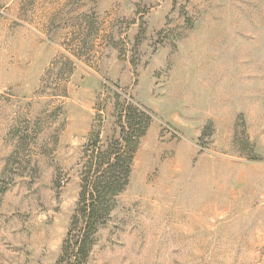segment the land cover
Wrapping results in <instances>:
<instances>
[{"label": "rangeland", "instance_id": "rangeland-1", "mask_svg": "<svg viewBox=\"0 0 264 264\" xmlns=\"http://www.w3.org/2000/svg\"><path fill=\"white\" fill-rule=\"evenodd\" d=\"M117 93L152 124L90 264H264V0H0V264L56 263Z\"/></svg>", "mask_w": 264, "mask_h": 264}, {"label": "trees", "instance_id": "trees-1", "mask_svg": "<svg viewBox=\"0 0 264 264\" xmlns=\"http://www.w3.org/2000/svg\"><path fill=\"white\" fill-rule=\"evenodd\" d=\"M112 116V136L102 144L100 133H96L83 152L78 199L55 264H90L97 234L129 185L141 140L152 124V116L144 107L131 96L118 93Z\"/></svg>", "mask_w": 264, "mask_h": 264}]
</instances>
